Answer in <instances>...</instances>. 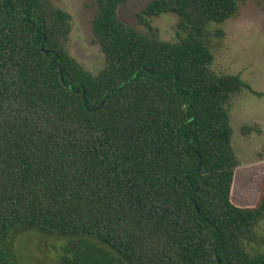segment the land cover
Listing matches in <instances>:
<instances>
[{"label":"trees","instance_id":"16d2710c","mask_svg":"<svg viewBox=\"0 0 264 264\" xmlns=\"http://www.w3.org/2000/svg\"><path fill=\"white\" fill-rule=\"evenodd\" d=\"M129 1L93 0L94 73L70 52V12L0 0V264L31 228L81 237L61 264H264V176L255 205L232 196L230 104L251 87L207 43L237 0H151L147 31L121 18ZM168 12L176 41L152 22Z\"/></svg>","mask_w":264,"mask_h":264},{"label":"rangeland","instance_id":"374dc122","mask_svg":"<svg viewBox=\"0 0 264 264\" xmlns=\"http://www.w3.org/2000/svg\"><path fill=\"white\" fill-rule=\"evenodd\" d=\"M54 1L73 16L69 40L71 54L89 70L98 73L106 62L100 46L93 40L89 24L93 15V0ZM150 1L130 0L122 7L121 18L136 24L139 30L147 31L146 26L138 22L137 13ZM237 2L235 16L222 24H209L207 43L215 55L214 70L239 74L251 87L233 97L230 113L232 143L241 161L236 171L233 201L239 206H252L257 202L264 176V0ZM179 21V16L173 12L152 17L160 37L167 41L178 39ZM219 30L223 33L219 34ZM245 126L254 130L245 134ZM261 232H264V222ZM79 238L77 235L44 233L31 228L16 234L7 251L17 264H61L65 247L78 242Z\"/></svg>","mask_w":264,"mask_h":264}]
</instances>
